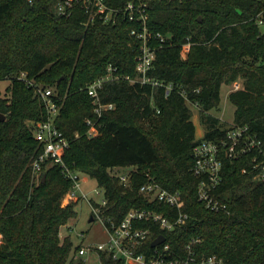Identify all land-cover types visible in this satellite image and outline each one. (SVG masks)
<instances>
[{"label":"trees","instance_id":"trees-1","mask_svg":"<svg viewBox=\"0 0 264 264\" xmlns=\"http://www.w3.org/2000/svg\"><path fill=\"white\" fill-rule=\"evenodd\" d=\"M122 5L127 0H107ZM149 27L168 37L158 46L149 76L164 86L131 82L136 77L139 45L129 35L133 22L89 21L79 7L69 16L55 11V0H0V264H86L60 230L76 218L80 197H71L73 181L57 163H43L40 175L31 163L41 152L32 135L35 122L48 118L34 86L18 77L25 72L35 85L52 87L61 108L56 126L69 139L63 159L71 170L86 173L104 190L99 216L119 222L132 208L163 212L175 208L150 201L140 186L149 179L179 190L186 223L163 231L148 222L151 241L165 236L178 254L193 238L196 257L216 255L224 264H264V181L254 180L253 153L223 158L215 197L230 214L214 212L200 202L193 149L201 139L220 140L231 127L211 114L223 84L243 86L229 92L235 106L232 125H247L264 150V0H149ZM191 42L186 57L181 44ZM108 65L120 78L104 83L103 102L114 109L102 116L100 134L88 137L87 118H95L87 85L102 77ZM186 91L187 98L180 89ZM197 105L204 136L196 138L191 105ZM132 166L129 185L111 172ZM45 175V178H43ZM95 206L98 203L93 202ZM96 214L93 212L94 220ZM98 217V216H97ZM105 264H122L100 252ZM193 264V263H192Z\"/></svg>","mask_w":264,"mask_h":264},{"label":"built area","instance_id":"built-area-1","mask_svg":"<svg viewBox=\"0 0 264 264\" xmlns=\"http://www.w3.org/2000/svg\"><path fill=\"white\" fill-rule=\"evenodd\" d=\"M149 2V0H127L122 5H111L107 0H55L54 6L60 16H69L74 8L79 7L88 14L89 21L98 19L108 24H116L125 19L132 21L133 26L130 28L129 35L139 45V52L135 56L136 77L127 76L126 78L131 82L164 86L166 94H169L174 89L172 83L164 84L149 76L158 46L161 47L166 43L169 37L149 27ZM190 46L189 40L181 44L183 58L187 56ZM114 70L113 66L108 65L102 77L87 85V92L91 97L93 111L96 115L95 118L86 119L88 137L100 134L103 114L114 109L113 103L103 102L100 95L105 82L120 78ZM18 77L34 86L35 95L42 101L48 112L46 120L35 122L32 127V135L41 147V152L31 163L33 174L39 176L41 167L46 161L57 163L65 177L73 181L69 190L70 196L80 197V199L87 197L79 183V171L68 168L63 159L64 151L69 146V139L55 123L61 108V103L54 97L56 93L52 87L33 84L27 79L25 72L19 73ZM179 91L187 98L185 89L181 88ZM193 106L197 107L195 104ZM248 153H253L251 170L257 171L254 178L264 181V150L261 141L250 133L247 125H232L219 141L203 138L194 146L191 171L200 178L197 195L206 208L214 212L231 213L227 203L214 195V190L222 179V161L224 157L239 159ZM131 174L129 171L118 174L117 177L123 185L127 186L130 183ZM140 192L150 201H157L175 208L176 217L170 219L166 214L155 209L132 208L119 222L111 218H108L106 223L102 221L107 232V240L95 244H82L75 253L76 257H82L86 264H105L101 260L100 252H105L112 259L121 261L122 264H224L222 257L214 254L207 257H196L192 244L200 242V238L197 237L185 245L182 255L176 253L165 242L166 239L152 247V252L146 255L141 249L146 241L150 240L152 230L149 226H145V223L151 222L161 230L168 232L185 224L189 215L183 211L184 201L179 190L170 191L153 179H149L140 186ZM90 201L93 212L100 217L99 207L107 203L105 196L98 206L93 204L94 201ZM1 237L0 233V242Z\"/></svg>","mask_w":264,"mask_h":264},{"label":"rangeland","instance_id":"rangeland-1","mask_svg":"<svg viewBox=\"0 0 264 264\" xmlns=\"http://www.w3.org/2000/svg\"><path fill=\"white\" fill-rule=\"evenodd\" d=\"M262 28L264 29V25H262ZM8 85L9 80L0 81V89L2 93H5L6 87ZM242 86L243 84L241 79H237V81H234L230 84H223L220 91L219 105L210 111L211 114L217 116L221 122L225 123L226 127L232 126L235 110V106L230 102L228 94L230 91L241 88ZM191 109L192 121L196 127L195 135L198 139L204 136V126L199 119L198 107L191 105ZM132 169V166L115 167L111 173L118 175L121 173H128ZM79 183L81 184V187L83 188L87 197L80 199L76 206L78 213L76 218L69 220L66 225L62 226L60 230L61 236L65 237L66 235H70L74 246L80 243L86 245L89 243L95 244L106 241L108 236L101 218L96 216L94 220H90V217L93 213L90 200L101 204L104 199V190L97 185L95 179L86 173L79 172Z\"/></svg>","mask_w":264,"mask_h":264},{"label":"water","instance_id":"water-1","mask_svg":"<svg viewBox=\"0 0 264 264\" xmlns=\"http://www.w3.org/2000/svg\"><path fill=\"white\" fill-rule=\"evenodd\" d=\"M0 118L3 119L4 115L0 114ZM43 178H45V175H43ZM93 217H90V220H92ZM165 240V236L164 235H159L158 237H156L152 242H151V246L154 247L158 244H160L161 242H163Z\"/></svg>","mask_w":264,"mask_h":264}]
</instances>
